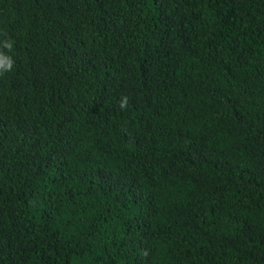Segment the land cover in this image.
Masks as SVG:
<instances>
[{
  "label": "trees",
  "instance_id": "trees-1",
  "mask_svg": "<svg viewBox=\"0 0 264 264\" xmlns=\"http://www.w3.org/2000/svg\"><path fill=\"white\" fill-rule=\"evenodd\" d=\"M0 51V264H264V0H0Z\"/></svg>",
  "mask_w": 264,
  "mask_h": 264
},
{
  "label": "clouds",
  "instance_id": "clouds-1",
  "mask_svg": "<svg viewBox=\"0 0 264 264\" xmlns=\"http://www.w3.org/2000/svg\"><path fill=\"white\" fill-rule=\"evenodd\" d=\"M7 48L12 47V43L10 41L3 42ZM14 64V60L11 55L0 51V73H4L12 69ZM127 103V97H123L120 100V106L123 108Z\"/></svg>",
  "mask_w": 264,
  "mask_h": 264
}]
</instances>
